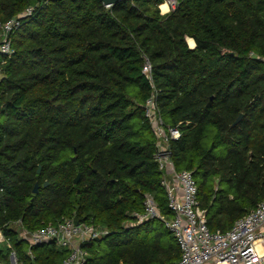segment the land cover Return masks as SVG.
Wrapping results in <instances>:
<instances>
[{"label":"trees","instance_id":"1","mask_svg":"<svg viewBox=\"0 0 264 264\" xmlns=\"http://www.w3.org/2000/svg\"><path fill=\"white\" fill-rule=\"evenodd\" d=\"M166 1L0 0V22L36 8L0 65V228L19 264L68 254L49 243L31 259L8 224L67 218L110 231L86 247V264L180 260L162 222L126 228L146 195L172 217L144 116L145 57L161 114L182 134L172 160L193 173L209 228L227 232L264 202V0H178L163 15Z\"/></svg>","mask_w":264,"mask_h":264},{"label":"built area","instance_id":"2","mask_svg":"<svg viewBox=\"0 0 264 264\" xmlns=\"http://www.w3.org/2000/svg\"><path fill=\"white\" fill-rule=\"evenodd\" d=\"M166 4L169 13L176 8L178 0H167ZM35 12L36 8L30 7L19 16L0 22L1 66L6 64L5 58L16 54L12 35L22 29ZM144 60L142 74L151 88V95L143 107L144 116L156 138L155 160L162 173L161 186L167 195L172 217L162 215L153 197L146 195L143 212L134 214L133 222L127 223L126 228L139 227L155 220L162 222L180 247L181 258L174 264H264V202L239 219L227 232L209 228L207 211L201 207L193 173L177 171L172 160L171 142L178 141L182 134L179 127L166 124L159 107L160 92L155 84L153 66L148 58ZM2 79L0 69V81ZM6 227L16 229L28 245L31 259H34L32 249L55 243L58 248L67 251V258L62 264H86L89 257L86 247L110 234L107 229L68 218L56 226L48 225L36 231L25 229L20 221ZM1 246L11 250V259L19 264L10 240L0 228Z\"/></svg>","mask_w":264,"mask_h":264},{"label":"water","instance_id":"3","mask_svg":"<svg viewBox=\"0 0 264 264\" xmlns=\"http://www.w3.org/2000/svg\"><path fill=\"white\" fill-rule=\"evenodd\" d=\"M101 1L103 2V5H104L105 7L110 8V7L114 6L115 4H117V3H119V2H121V1H123V0H101ZM242 118H243V115H241V116L238 118V120L234 123L233 126H236L237 124H239L240 121L242 120ZM41 170H42L41 167H39L38 174H41ZM80 179H81V175L78 174L77 178H76L75 181H74V184H75V185H78L79 182H80ZM45 186L47 187V186H48V183H46ZM38 192H39V185L36 184L35 189H34V194L36 195V194H38ZM12 263H13V264H16V262L14 261V259L12 260Z\"/></svg>","mask_w":264,"mask_h":264},{"label":"rangeland","instance_id":"4","mask_svg":"<svg viewBox=\"0 0 264 264\" xmlns=\"http://www.w3.org/2000/svg\"><path fill=\"white\" fill-rule=\"evenodd\" d=\"M0 248H1V250H3V254H2V257L0 259V264H13L12 259H11V255L8 254V252L6 251V248L2 247V246Z\"/></svg>","mask_w":264,"mask_h":264},{"label":"bare ground","instance_id":"5","mask_svg":"<svg viewBox=\"0 0 264 264\" xmlns=\"http://www.w3.org/2000/svg\"><path fill=\"white\" fill-rule=\"evenodd\" d=\"M161 10L164 14L168 13L169 11V6L167 4H164L161 6ZM164 10V11H163ZM166 11V12H165ZM189 45L191 48H194L195 47V43L190 39L189 40Z\"/></svg>","mask_w":264,"mask_h":264},{"label":"crops","instance_id":"6","mask_svg":"<svg viewBox=\"0 0 264 264\" xmlns=\"http://www.w3.org/2000/svg\"><path fill=\"white\" fill-rule=\"evenodd\" d=\"M189 40H190V39H188V44H189ZM191 40H192V39H191ZM192 41L194 42V40H192ZM194 43H195V42H194ZM189 46H190V45H189ZM195 46H196V45H195ZM190 48H191V47H190ZM194 48H195V47H194ZM194 48H191V49H194Z\"/></svg>","mask_w":264,"mask_h":264}]
</instances>
